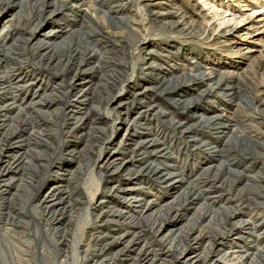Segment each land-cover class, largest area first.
I'll return each instance as SVG.
<instances>
[{"label":"rangeland","instance_id":"1","mask_svg":"<svg viewBox=\"0 0 264 264\" xmlns=\"http://www.w3.org/2000/svg\"><path fill=\"white\" fill-rule=\"evenodd\" d=\"M11 1L12 4H7V0H0V21L3 19L1 24L5 29L3 32L0 31L2 39H0L2 43L0 70L6 71L5 66L16 65L18 70L12 76H5L3 82L14 85L17 79L20 80L15 84L18 92L20 90V95L16 96L18 94L12 91L9 92L11 96L7 95L0 88V102L16 96L17 103L12 110H8L7 117L0 120V148L3 150L0 152V167L7 162L12 153L14 156L21 155L16 161L10 159L8 161L12 166H17L12 169L13 174L0 177V227L4 224L9 225L7 227L12 232L11 238L23 245L29 243L31 239L35 240V244L30 246L32 249L30 247L22 249L27 251L25 256L30 257V263L27 264H44L41 261L45 262V258L47 260L55 258L51 247L45 246L37 236L38 226L41 223L45 225L44 220L48 218L58 220L55 227L68 230L67 240L70 243L75 238L81 237L83 241L81 246L85 244V248H87V237L89 238L93 233L95 235L102 233L104 239L108 238L106 242L108 244L112 238L120 237L125 233L131 240L135 232L138 234L140 229L136 228V225L126 223L128 220L126 222L122 220L117 212L124 211L119 198L134 194L141 195L138 198L145 202L153 203L154 210L157 208L161 211L160 215L166 218V230L175 229L174 235L178 233L181 237L179 240L182 239L189 248L194 249L196 253L194 254V251L190 253H193V257L200 255L201 261L210 257L208 259L210 262L218 250L222 251L221 246H231L232 242L222 239L229 236L227 238L229 240L230 234H234L235 230L229 234L230 227H228L231 222L235 223L233 215L238 220L248 221L251 226H239L238 229L246 233L253 243L245 246V249H238L241 253L237 256H242V252L247 256L246 260L239 261V264H264V52L244 55V51L237 52L235 46L221 43L211 35H205L204 30L211 18H208L207 12H203L204 10L192 0ZM213 2L223 4L224 7L226 6L224 4H228L227 0H213ZM247 4L253 6L254 10H264V0H247ZM241 5L231 4L236 12ZM35 13L42 15L40 24L33 18ZM128 13H131L132 17L127 15ZM157 14H161V18H157L155 16ZM161 19L164 22L181 21L183 28L164 26L160 24ZM131 21H134V24H129ZM50 27H56L55 32H60L59 35L56 33L50 38L47 37L50 40L45 42L37 40L39 37L44 39V33ZM158 41L162 42L159 44ZM144 44L155 49L147 58L142 54ZM77 49L78 53H83L85 57L81 56L84 63L81 64L78 74L73 75L74 73H71L65 64L71 59V52ZM88 52H92V56H89ZM168 52L173 55L168 56ZM178 52L183 56L185 52L192 54L195 60L190 64L188 58L187 64L182 63V60L174 55ZM19 63L20 65H17ZM145 63L149 65L161 63L169 69L174 68V72L170 74L171 76L162 77L165 73L159 64L151 68L145 67ZM210 63L217 64L218 67H206V64ZM176 64L184 66H177V72L174 66ZM195 68H206L208 72H213L214 83L195 82L194 79L200 75V72H195ZM83 69H86V73L82 71ZM154 69L156 72H153ZM19 71L33 80L25 81L20 77L14 81L13 76H19ZM40 73L52 78V83L49 84L47 80L38 78L37 75ZM169 79L180 82V85L170 90L169 87L172 85L166 84ZM3 82L0 85H5ZM123 84L131 86L125 90L123 106L117 109V112L116 110L109 112L110 115L102 111L99 113L98 108L102 109L105 106L103 102L107 105L108 99L116 97ZM153 85L156 86L155 89ZM40 86L43 88L41 89ZM50 87H53V90ZM206 87L214 89L213 95L201 93ZM36 90L38 93L33 94ZM77 92L81 93L77 94ZM23 95L25 99H21ZM167 99L180 100V102L194 99V102L188 106L190 109H186L182 104L175 105ZM43 100L47 102L43 103ZM224 106L229 107L226 111V122H216L212 125L195 122L190 118L195 113L205 112V120L214 116L222 119ZM22 107H26L27 110L16 111ZM70 108L73 111L78 108L84 110L83 121L80 119L78 121L74 112L72 116L66 115ZM158 111H161L160 115L157 114ZM124 114H128L130 121L132 120L125 141L134 143L132 141L136 140L143 143L136 147L134 155L129 152L126 155L122 154L120 149L112 152V158L117 159L120 155L118 161L126 162L119 172L110 169V173L105 167L100 173L96 171L91 175V165L96 162L97 156L93 154H96L97 149L99 150V147L95 151L92 150V146L96 145V139L100 136L96 128L103 127L102 121L97 119H118ZM18 121L21 122L19 128H17ZM146 127H149L151 132H147ZM217 128H220V132L225 131V136L219 134L218 138L215 130ZM155 130H161L162 135L156 139L155 145L146 144ZM117 131L120 135V131ZM9 133L13 134L8 136ZM113 133L114 129L109 128L106 138H112ZM129 135L133 136L132 139ZM13 141L19 142L20 145L10 146ZM210 143L213 145H209ZM215 144L219 146L218 149L221 147L220 149L223 150L220 157L227 159L228 165L224 160L217 158L211 160L209 151ZM69 149L78 152V158L75 155V158L68 155ZM142 153H145L144 157L149 161L141 162L138 156ZM159 156L161 158H157ZM80 159L83 167L80 174L66 180L57 197L46 195L41 201L45 191L58 179L54 174L55 167L60 163L65 164L59 175L66 170L75 171ZM150 161L159 165V169L164 174L170 172L172 176L162 175L157 183L153 182L150 185L148 181L151 182L153 179L146 175ZM211 166L213 168L209 169ZM136 167H141L144 171L135 177L133 169ZM126 169L131 171L122 176V172H126ZM10 177H14L12 183L9 181L12 180ZM115 181L118 185L116 192L104 193V190L111 188L107 184L111 185L110 182ZM172 182L179 184L176 183L175 188ZM95 185L99 188L97 195L107 196L109 199L102 205L104 207L95 213L101 215L103 212L104 220L101 218L96 220L93 217L89 221L84 217L85 205L79 196L90 189L93 190ZM167 185L173 186L168 194ZM141 186L146 188L138 189ZM191 188L196 194L199 193V197L197 199L195 197L194 204L190 206L187 204L189 194L193 198ZM169 194L174 195L175 199L170 198ZM97 198L93 201L95 206L98 203ZM111 200L117 201L118 205L111 203ZM34 205H38L36 210L31 208ZM136 205L132 204L131 207ZM103 221L107 222L103 223ZM141 221L139 222L141 226H148L145 221ZM251 227L253 229L249 231ZM143 230L146 231L147 228ZM198 230L202 233V237L194 241ZM146 237L150 238L149 235ZM133 241V247H129L125 255L115 260L124 261V264L133 262L131 259L136 258L134 256L136 250L143 245L139 244L140 239ZM168 244L167 247L171 245ZM95 245L99 246L92 243L88 248L92 257L97 256ZM59 247L60 251L64 249L67 251L65 244ZM115 247L117 246L113 248ZM69 248L72 249V246ZM6 253L11 258L8 250L6 252L2 250L4 259H8ZM36 254L43 255L44 260L38 263L36 260L38 257L34 256ZM163 254L165 253L158 251L156 261L160 262ZM22 255L24 256V253ZM144 255L145 253L140 254V256ZM152 255H148L150 257L147 256L145 259H150ZM79 258L81 259L82 256L80 255ZM140 259L143 260V257ZM115 260L109 263L115 264ZM142 262L144 261L140 263L145 264ZM85 264L89 262L86 261Z\"/></svg>","mask_w":264,"mask_h":264},{"label":"bare ground","instance_id":"2","mask_svg":"<svg viewBox=\"0 0 264 264\" xmlns=\"http://www.w3.org/2000/svg\"><path fill=\"white\" fill-rule=\"evenodd\" d=\"M159 1V0H158ZM194 2L195 5H198L201 9H203L204 11L203 12H207L206 16L208 18H211L210 19V22L208 24V26L206 27V29L204 30V34L205 35H211V37L213 38H216L219 42L221 43H227L228 45L230 46H235V48H237V52L239 51H244V55H253L255 53H260V52H264V10H260V9H252L253 6H250L247 4V0H227L228 4H224L226 5L225 7L223 6V4L221 5L220 3L219 4H216L215 2H213V0H192ZM221 2V1H220ZM6 3V2H5ZM81 3V2H80ZM152 3V2H151ZM156 3V2H155ZM232 3H236L237 5H241L240 9L236 12L235 10H233L231 4ZM254 3V2H253ZM7 4H12V1L11 0H7ZM77 4V3H76ZM79 4V3H78ZM153 4V3H152ZM3 5V4H2ZM4 6V5H3ZM251 8V10H249ZM166 9V8H165ZM169 9V8H167ZM233 10V11H232ZM250 13H247L249 12ZM55 12V11H54ZM165 12V11H164ZM163 12V13H164ZM85 15H87L86 13H84ZM162 14V13H161ZM161 14H157L155 15L157 18H161ZM173 14V13H172ZM176 14V13H175ZM173 14V15H175ZM113 15V14H112ZM127 15L131 16V13H128ZM163 15V14H162ZM41 16L40 13H35L33 18H35V22L39 23L41 22ZM49 16V15H47ZM52 17V16H51ZM76 16H74L75 18ZM132 17V16H131ZM1 18V17H0ZM165 18V17H164ZM11 20V18H10ZM49 20V19H48ZM3 21V19H2ZM2 21H0V31L3 32L5 29L4 27L2 26ZM172 21V20H171ZM164 22L160 21V24L164 25V26H168V27H171V28H179L181 25H182V22L181 21H172V22ZM133 23L134 24V21H131L129 24ZM40 24V23H39ZM11 25V24H10ZM9 25V26H10ZM2 26V27H1ZM6 26V25H5ZM12 26V25H11ZM10 26V27H11ZM38 26V25H37ZM7 27V26H6ZM182 27V26H181ZM8 28V27H7ZM56 27H50V29L44 33V39H42L41 37H39L37 40H40L42 42H45L47 40H50V39H47V37H52L54 35H59L58 32H55V29ZM68 28V27H67ZM135 28V27H134ZM183 28V27H182ZM9 29V28H8ZM62 30V29H61ZM9 31V30H8ZM57 31V30H56ZM63 31V30H62ZM0 32V33H1ZM43 33V32H41ZM4 36V35H3ZM33 36V34H32ZM5 38V37H4ZM1 39V37H0ZM31 39V38H30ZM165 39H168V38H165ZM2 40V39H1ZM1 42V41H0ZM159 44L160 42L162 41H158ZM214 42H216V40H214ZM157 43V42H156ZM2 43H0L1 45ZM89 44V43H88ZM144 48H142V54H143V57L147 58V56H149L152 52L155 51V49L153 47H151L150 45H146L144 44L143 45ZM179 47V45H177ZM229 46V47H230ZM172 49V48H171ZM0 50L1 49V46H0ZM236 51V50H235ZM236 52V54H237ZM89 56L92 54L89 53ZM168 56H172L171 53H167ZM83 55V53H78V49L75 50V51H72L71 52V59L68 61L67 64H65V66L67 67L68 70H70L71 73H74L73 75H77L78 72L80 71V68H81V64L84 63V60H82L81 56ZM86 55V54H85ZM174 55H177V57L182 60L181 62L182 63H185L187 64V59L189 58V62L191 64V62L193 60H195V57L191 54H188L187 52H185V56L183 55H179V52L178 54H174ZM79 56V58L77 57ZM92 56V55H91ZM83 57H85L83 55ZM70 58V57H69ZM90 58V57H89ZM143 58V59H144ZM68 59V58H67ZM84 59V58H83ZM66 61V62H67ZM2 63V59H0V65ZM64 64V63H63ZM87 64V63H86ZM156 64H159L160 68L164 70V76L162 77H165V76H171L170 74H173V69H169L167 67H165L163 64L161 63H155V64H150L149 63H145V67H151V68H155V65ZM3 65V64H2ZM17 65H20L17 64ZM183 64H176L174 65L176 67V70L178 72V69H177V66H182ZM57 67L59 66L58 64L56 65ZM89 66V65H88ZM87 66V67H88ZM184 66V65H183ZM209 66L210 68H213V67H218L217 64H206V67ZM1 68V66H0ZM20 68V67H19ZM65 68V67H64ZM5 69L6 71H1L0 70V84L3 82L5 76L7 75H13V73L16 72V70H18L16 68V65L15 66H5ZM96 69V68H95ZM86 70V69H85ZM85 70L83 69L82 71L85 72ZM91 70V69H90ZM199 70V71H198ZM81 71V72H82ZM107 71V70H106ZM209 70L208 69H201V68H195V72H200V75H198V78H193L195 82H199L203 84V81H211V83H214L213 80V72H208ZM20 72V71H19ZM42 72V71H41ZM153 72H156L155 69ZM27 73V72H26ZM86 73V72H85ZM17 74V73H16ZM33 74V73H32ZM159 76V73H157ZM4 75V76H3ZM72 75V77H73ZM21 77V78H20ZM34 77V76H33ZM38 78H42V79H45L47 80V82L49 84L52 83V78L46 76V75H42L41 73L39 75H37ZM36 77V79H37ZM15 78V79H13ZM13 80L15 81L17 78H20V79H23L25 81L27 80H33L31 79L27 74H21L20 72V75L15 77L13 76ZM78 78V77H77ZM71 79V78H70ZM12 80V81H13ZM172 79H169L167 80L168 82H166V84L169 83V85H172L169 87L170 90L172 89H176L179 85H180V82L178 83L177 81L174 82V80ZM192 80V79H191ZM198 80V81H197ZM13 81V82H14ZM61 81V80H60ZM84 81V80H83ZM87 81V80H86ZM18 82H20V80L17 79V82L15 81V83H13L14 85L12 84H5V81L3 82L5 85H0L2 88V90H4V92L7 94V95H10V91H12V93H16L18 95L16 96H19V92H18V87H16L15 84H18ZM90 82V81H88ZM159 83H162L161 81L158 80ZM30 83V82H29ZM62 83V81H61ZM82 83V82H81ZM152 83V82H151ZM54 84V83H53ZM83 84V83H82ZM32 85V84H31ZM30 85V86H31ZM42 85V84H41ZM88 85V84H87ZM18 86V85H17ZM21 86V85H20ZM57 86V85H56ZM154 86V87H153ZM152 87L155 89V85H153ZM205 86V85H203ZM24 87V85L22 86ZM28 87V86H27ZM32 87V86H31ZM41 89L43 88V86H40ZM49 87V86H48ZM58 87V86H57ZM64 87V86H63ZM47 88V87H46ZM45 88V89H46ZM51 88V87H50ZM53 88V87H52ZM51 88V89H52ZM59 88V87H58ZM78 88V87H77ZM83 88V87H82ZM126 88H131L130 84H123V86L121 87L120 89V92L117 93V96L116 97H112L113 99H108V102H107V105L106 103L103 102V104H105V106L101 109V108H98V112L101 113L104 112V114H107V115H110L112 112L111 111H114L116 110L117 112V109L121 108L123 106L122 104V101H123V97L125 95V90ZM148 88V87H146ZM24 89V88H23ZM56 89V88H54ZM53 90V89H52ZM82 90V89H81ZM213 88L209 89V87H206L205 89H203V91L201 92L202 94L206 93V94H212L213 93ZM42 91V90H41ZM118 91V90H117ZM168 91V90H166ZM44 92H46V90H44ZM128 92V91H127ZM2 93V92H1ZM11 93V94H12ZM24 93V92H23ZM35 93H38V90H36L33 94ZM57 93V92H56ZM64 93V92H63ZM81 92H77V94H80ZM85 93V92H84ZM114 93V92H113ZM129 93V92H128ZM165 93V92H164ZM200 93V95H201ZM217 93V92H216ZM44 94V93H43ZM3 95V94H2ZM213 95V94H212ZM11 96V95H10ZM13 96V95H12ZM16 96H14V98L12 99L11 97L8 99V100H3L0 102V120L2 121V119L6 118L7 117V113H8V110H12V107L14 106V104L16 103ZM24 96V95H23ZM21 97V99H25V96L24 97ZM199 96V95H198ZM224 96V95H223ZM6 97V96H5ZM35 97V96H34ZM55 97V96H54ZM63 97V96H61ZM85 97V96H84ZM199 98V97H198ZM196 98V99H198ZM19 99V98H18ZM21 99H20V102H21ZM55 99V98H54ZM78 99V97H77ZM102 99V98H101ZM127 99V98H126ZM51 100V99H50ZM53 100V99H52ZM169 100V102L171 101L172 103H175V105H179L183 107H185L186 109H190L188 106L192 104V102H194V99H188V100H185L183 102H180V100H176V101H173L170 100V99H167ZM36 102V101H35ZM33 102V103H35ZM47 102V100H43V103ZM28 103V102H27ZM26 103V104H27ZM51 103V102H50ZM49 103V104H50ZM17 104V103H16ZM25 104V103H24ZM230 104V102H229ZM30 105V104H28ZM34 105V104H33ZM37 105V104H36ZM16 106V105H15ZM21 106V105H20ZM148 106V105H147ZM28 107V106H27ZM34 107V106H33ZM101 107V106H100ZM182 107V108H183ZM184 108V109H185ZM225 109H223L222 113H221V117H211V118H207L206 120L204 119L206 114L205 112L203 113H195L193 114L190 118H192L193 120H195V122H203L204 124H212L213 123H216V122H226V111L227 109L229 108L228 106H224ZM20 109H24V110H27L26 107H22V108H18L16 109V111L20 110ZM71 109V108H70ZM80 108L76 109L75 111H73V109L71 110H68V112H66V115H69V116H72L71 114H76V118L80 119V121H83V119L85 118V114H84V110H81ZM127 110V109H126ZM159 110V109H158ZM141 111V110H140ZM139 111V112H140ZM109 112H111L109 114ZM161 111H158L157 114H161L160 113ZM216 112V111H215ZM20 113V112H18ZM43 113V112H41ZM45 114V113H44ZM47 114V113H46ZM64 116V115H63ZM219 116V115H218ZM96 117V116H95ZM103 117V116H101ZM19 119V118H18ZM47 119V118H46ZM171 119V118H170ZM219 119V120H217ZM97 120H100L102 121L103 123V127H100V128H96L98 131H96L98 134L100 133V138L96 137V145L92 146V150H96V148L99 147V150L97 151L96 150V154L94 153L93 155H97L96 156V162L95 163H92V169L90 171V174L93 175L94 172H99L101 170H103L105 167H107V169L110 171V169H114V172L121 170L123 168V166H125V163L126 162H123V161H118L119 160V157L120 155H118L117 159L115 158H112V152H114V150H118L120 149V152H122V154H125L126 153H131V155H134V153H136V147L139 146V144L143 143L142 141L141 142H136V140H133L132 142L134 143H131V142H126V138H127V135L129 134V128L131 127V124H132V120L130 121L129 119V115L128 114H124L123 117L121 118H118V119H109V118H105L103 120H101V118H98ZM191 120V119H190ZM204 120V121H203ZM23 121V119H22ZM48 121V120H47ZM194 122V121H193ZM47 123V122H46ZM151 123V122H149ZM202 123V124H203ZM20 124L21 122L18 121V124H17V128L20 127ZM97 124V123H96ZM201 124V125H202ZM76 125V124H75ZM147 125V124H146ZM3 126V125H2ZM1 126V127H2ZM105 126V127H104ZM188 126V125H187ZM186 126V127H187ZM191 126V125H190ZM74 128V127H73ZM109 128H112L114 129V133H113V137L112 138H106V132ZM147 128V127H146ZM149 128V127H148ZM146 129L147 132H151V129ZM157 129V128H156ZM160 129V128H159ZM222 129V128H221ZM18 130V129H17ZM74 130V129H73ZM120 131V135H118V131ZM217 132V137L219 138L221 135L225 136L224 132H220V128H217L215 129ZM219 131V132H218ZM133 132V131H132ZM136 133V132H135ZM13 133H9V135H11ZM104 134V136H102ZM154 135L150 136L152 137L150 139V141H147L146 144H150L151 146L152 145H155L154 142L156 141V139H158L160 137V135H162L161 133V130H155V132L153 133ZM220 134V136H219ZM29 136V135H28ZM97 136V135H96ZM130 136V135H129ZM154 136V137H153ZM27 137V136H26ZM103 137V138H102ZM131 139L133 136H130ZM138 137V136H137ZM141 137V136H140ZM149 137V136H147ZM146 137V139H147ZM16 139V137H14ZM154 138V139H153ZM224 138V137H222ZM101 139V140H100ZM130 139V138H129ZM145 139V137H144ZM148 139V140H149ZM145 142V141H144ZM22 143V142H21ZM20 143L19 142H15L13 141L10 146L12 145H17ZM93 144V143H92ZM145 144V145H146ZM208 145V144H207ZM209 145H213V143H210ZM15 147V146H13ZM70 147V146H69ZM219 146H217L216 144L210 148V157L212 158L211 160L213 161L214 159H219V160H224V162L228 165L229 161L227 159H224V158H221L220 157V153H222L223 150H221L220 148L218 149ZM16 148V147H15ZM154 149V148H153ZM83 151V150H82ZM0 152H3L2 148H0ZM118 152V151H117ZM68 155L72 156L75 158V156L78 158V155L79 153L76 152L75 150H70L67 152ZM81 153V152H80ZM87 153V152H86ZM119 153V152H118ZM2 154V153H1ZM20 155L21 154H16L14 156V154L12 153L9 157L10 161L13 160V161H16L17 159L20 158ZM75 155V156H74ZM145 153H142V155L140 154V156H138L141 160V162H145V161H149L147 158L144 157ZM167 155V153H165V156ZM9 156V155H8ZM86 156V155H85ZM130 156V155H129ZM154 156V155H153ZM93 157V156H92ZM114 157V156H113ZM1 158V157H0ZM70 158V157H69ZM121 158V157H120ZM157 158H161V156L157 157ZM9 159H7V162L0 167V177L4 176V175H8L9 173H11L12 169L14 168L15 169V166L16 165H13L12 166V163H8ZM83 159V158H82ZM132 159V157H131ZM70 160V159H69ZM87 160H89L87 158ZM93 161V158L91 159ZM122 160V159H121ZM127 160V159H126ZM140 162V163H141ZM1 163V161H0ZM79 166L77 167V169L75 171H63V174L62 175H59L61 172V168L64 167L65 168V164L64 163H60L58 164L56 167H55V177L58 179H56L52 185L45 191L44 195H42V199L41 201L46 197V195H48L47 197H52V198H55L58 196V192L60 191L61 187H63V184L66 180H68L69 178H72L73 176H75L76 174H80V171L82 170V166H81V159H80V162H79ZM86 163V162H85ZM88 163V162H87ZM135 163V162H134ZM154 161H150L148 163V170H146V175L148 177H150L151 179H153V181H148V183H157L158 180L161 179L160 176L162 175H166L168 177H171L172 174L170 172H167V173H163V171H161L158 167L159 165H156V163H154ZM17 164V163H16ZM90 164V162L88 163ZM131 164V163H130ZM145 164V163H144ZM83 165V164H82ZM225 165V164H224ZM129 163H128V168H129ZM223 166V165H222ZM17 167V166H16ZM135 167V166H134ZM169 167V166H168ZM125 168V167H124ZM127 168V167H126ZM143 168V167H142ZM213 167H209V169H212ZM219 168V167H218ZM141 167H136L134 168L133 172H134V175L135 177L138 176L139 173L143 172L144 169H141ZM17 170V169H16ZM168 169H166L167 171ZM124 171V170H123ZM129 169H126V172H122L124 176L125 174L129 173ZM170 171V170H169ZM133 172H131L133 174ZM111 173V171H110ZM117 173V172H116ZM125 173V174H124ZM243 173V172H242ZM13 174V173H11ZM89 174V175H90ZM113 174V173H112ZM103 175V174H102ZM145 175V176H146ZM101 176V175H100ZM121 176V177H122ZM130 176V174H129ZM128 176V177H129ZM12 178V177H10ZM126 178V177H125ZM131 179V178H130ZM129 179V181H130ZM135 179V178H134ZM137 179V178H136ZM176 179V178H175ZM122 180V179H121ZM127 180V179H126ZM150 180V179H149ZM10 183H12L14 181V177L11 179H9ZM128 181V180H127ZM179 181V180H178ZM235 181V180H234ZM117 181L115 182H110V184H107V186H110L111 188H107L108 190L105 191L104 190V193L107 192L108 194H114L116 192V189L118 188V185L116 184ZM68 183V182H67ZM139 183V182H138ZM142 183V182H141ZM145 183H147L145 181ZM176 183L179 184V182H172V184L175 185V188H176ZM66 184V183H65ZM123 184V182H122ZM224 184V183H223ZM98 186L95 185V187L92 189H90V191H86L84 195H81L79 196L81 202L84 203L85 205V213H84V217L86 220H91L93 217L94 219L98 220V219H102L104 220V214L102 212L101 215L99 214H95L96 211L100 210L104 203H106V201H108V197L107 196H101V195H97L98 191H99V188H97ZM173 186H170V185H167L166 186V193L168 194V192L171 190ZM77 188L79 189V186H77ZM146 187H139L138 189H144ZM75 189V187H74ZM128 189V188H127ZM101 190V189H100ZM151 190V188H150ZM154 190V189H153ZM118 191V190H117ZM120 191V190H119ZM124 191V190H122ZM129 191V190H128ZM133 191V190H132ZM191 191V194H193V198L190 197V194H189V197H188V200H189V203L187 205H193L194 204V200H195V197L196 199L199 197V191L197 192L198 194H196L193 190V188L190 189ZM32 192H30L31 194ZM136 193V192H135ZM129 194V193H128ZM142 194V193H140ZM145 194V193H144ZM149 194V193H148ZM157 194V193H156ZM123 195V194H122ZM132 195V194H130ZM135 195V194H134ZM129 196V197H120L119 200L121 201V205L123 207V210L124 211H120V212H117L118 213V216L120 218H122V220L124 219L125 222L126 220H128L126 223L129 222V224H133V225H136V228L138 227L140 230V232L138 234H136L135 232V236L129 240V237H126V233L121 235L120 237L117 236V238H112L111 239V242L108 244L106 243L108 238L106 237L105 239L103 238L104 235L101 233V235L97 234L95 235V233H93V235L89 236V238L87 237V240H86V247L85 248V244L83 246H81V244L83 243L82 241V238L81 237H77L75 238V240H73V242H69L67 240V238L69 237L68 236V230H65V228L61 230V228H58V227H55L56 226V223L58 222L57 219H53V218H48L46 220H44V222L46 223L45 225L43 223H41V225H39L37 228V236H39V238L43 241V244L45 246H48V247H51L52 249V252L54 254V260H47L43 255H40V254H36L34 256L38 257L36 260L39 261L40 260H44L43 258H45V262L41 261V263H44V264H85L86 261L89 262V264H112V263H109L110 261H114L117 257H120L121 255H125L126 252H128L129 250V247H133V240H139V244H143L141 247L139 246V248L136 250V254L134 256H136V258H132L131 260L133 261L131 264H141L140 262L141 261H144L145 264H205V262L207 264H239V261H244L246 260V255L245 252H242V256L238 255V253H241L238 249H245V246H249L250 244H252L253 242L250 241L249 237H247L248 235L246 233H243L241 232L238 227L239 226H246V225H250L248 221H245V220H242V219H237V217L235 215H233L234 217V222H231L230 225L228 227H230V231H229V234L234 231V234L231 235V239H227L229 236L226 237H223V241L226 239V241H230L232 242L229 246H221L222 247V251L218 250V253L215 254V256L213 257L214 259H212L210 262H208V259L210 257H206L207 259L201 261L200 260V255L198 256H194L193 257V253L195 254L196 252L194 251V249L192 248H189L188 244H186L182 239L179 240L180 235L177 233V235H174V232L175 231H171V229L169 230L167 228L166 230V218L164 219L161 215H160V210H158L156 208V210H154L155 208V205H153V203L151 202H145L144 200L142 199H139L138 197H141L140 196H137V194L134 196ZM159 195V194H158ZM147 196V195H146ZM152 196V195H151ZM156 196V195H155ZM97 198V205H93V201L94 199ZM118 197V196H117ZM145 197V195H144ZM143 197V198H144ZM169 197L172 199H175V196L173 195H170L169 194ZM64 198V197H63ZM113 198V197H112ZM153 198V196H152ZM159 197H157L158 199ZM156 199V198H155ZM49 200V199H47ZM52 200V199H51ZM79 200V199H78ZM118 200V201H119ZM186 200V201H188ZM112 201V200H111ZM40 202V201H39ZM56 202V201H55ZM54 202V203H55ZM80 202V201H79ZM117 201H112L111 203L113 204H116L118 205V203H116ZM144 202V203H143ZM153 202V201H152ZM41 203V202H40ZM110 203V204H111ZM187 203V202H186ZM196 203V202H195ZM39 204V203H38ZM50 204V202H49ZM52 204V202H51ZM50 204V205H51ZM109 204V203H108ZM132 204H137L136 206H132ZM145 204V205H144ZM42 205V204H41ZM48 205V204H47ZM53 205V204H52ZM83 205V204H82ZM144 205V206H143ZM31 208L33 210H36V208H38V205H34L33 207L31 206ZM43 208V207H42ZM162 208V207H160ZM165 209V208H164ZM154 210V211H153ZM163 210V208H162ZM187 210V209H186ZM109 211V210H108ZM116 212V211H115ZM114 212V213H115ZM178 213V209L176 211ZM146 214V215H145ZM177 214H175L176 216ZM225 217V216H224ZM242 217V216H241ZM240 217V218H241ZM224 219V218H223ZM141 220L145 221L146 224L148 225L147 227H144V226H141V223L139 222H142ZM178 220V219H177ZM109 221V220H108ZM259 221V220H258ZM102 222V221H101ZM104 222H107V221H103ZM226 222V221H225ZM88 223V222H87ZM125 223V224H126ZM257 224V223H256ZM138 225V226H137ZM9 225L7 224H4L2 227H0V264H27V263H30L29 259L30 257L28 256H25V253L27 254V251H22L23 248L27 249V247H30L32 246L33 244H35V240L34 239H31V241H29V243H24L25 245L21 244L20 242L14 240L13 238H11L10 235H12L11 233V230L7 227ZM46 226H48L46 228ZM130 226V225H129ZM226 226V225H225ZM251 226V225H250ZM45 227V229H44ZM121 227V226H120ZM143 228H147L146 231L143 230ZM253 228L251 227L250 229H248L249 231L252 230ZM124 230V229H123ZM224 230V229H223ZM16 232V231H15ZM126 232V231H125ZM142 232V233H141ZM180 232V230H179ZM144 234L141 235V234ZM224 233V232H223ZM17 234V232H16ZM20 234V233H19ZM120 234V233H119ZM150 236V238H147L146 236L148 235ZM254 234V233H253ZM132 235V234H131ZM197 236L194 238V241H198L199 239H201L202 237V233L198 230ZM224 235V234H223ZM247 235V236H246ZM16 236V235H15ZM140 237V238H137ZM233 236V237H232ZM18 237V235H17ZM84 240V241H85ZM256 241V240H255ZM24 242V241H22ZM27 242V241H26ZM150 242V244H149ZM98 244L99 246L95 245V252L97 253V256H93L91 255V253H89V246L91 244ZM170 243L171 245L169 247H167V244ZM223 243V242H222ZM228 243V242H227ZM234 243V244H233ZM61 244H65V247H66V250L67 251H60L58 249L59 246H61ZM114 244V246H117L115 248H113L114 246H110ZM149 244V245H148ZM196 244V243H195ZM164 245V246H163ZM169 245V244H168ZM220 245V244H219ZM72 246V249H70L69 247ZM203 246V245H202ZM135 247V246H134ZM167 247V248H166ZM31 248V247H30ZM60 248V247H59ZM120 248V249H118ZM156 248V249H154ZM32 249V248H31ZM63 249V248H62ZM70 249V250H69ZM115 249H118L116 251H114ZM134 249V248H133ZM258 249V248H257ZM2 250H4L6 252V250H8L11 254V258H9L8 254L6 253V256L8 257V259H4L3 257V254H2ZM249 250V249H248ZM40 251V250H39ZM44 251V250H41V252ZM158 251H161L165 254H163V259L160 260V262L156 261L155 257L157 256V252ZM191 251H194L193 253H190ZM245 251V250H244ZM247 251V250H246ZM250 251V250H249ZM247 251V252H249ZM31 252V251H30ZM62 252V253H61ZM71 254H70V253ZM22 253H24V256L22 255ZM44 253V252H43ZM141 253H145L144 256H140ZM48 254V253H47ZM61 254V255H60ZM150 254H153L150 259L146 260L145 257H147L148 255ZM82 256V258L80 259L79 256ZM60 256V257H59ZM142 258L143 257V260L140 259V257ZM150 257V256H148ZM222 261V262H221ZM115 264H124V261L123 262H120L119 260H115ZM127 262V261H126ZM125 262V263H126ZM135 262V263H134ZM142 262V263H144ZM238 262V263H236ZM130 263V262H129ZM128 263V264H129Z\"/></svg>","mask_w":264,"mask_h":264}]
</instances>
